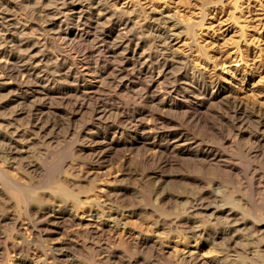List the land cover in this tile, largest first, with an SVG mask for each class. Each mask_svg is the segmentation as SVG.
<instances>
[{
	"label": "bare ground",
	"instance_id": "1",
	"mask_svg": "<svg viewBox=\"0 0 264 264\" xmlns=\"http://www.w3.org/2000/svg\"><path fill=\"white\" fill-rule=\"evenodd\" d=\"M193 2L205 19L212 2ZM237 3L231 0L235 9ZM133 17L110 0H0V204L16 209L0 213V226L12 225V235L0 231L1 264H86L72 255L82 250L96 252L100 264H158L166 257L180 264H264V168H253V161L264 164L262 112L239 102L219 78L195 72L189 59L167 54L168 20L146 13ZM173 24L177 35L190 39L202 26ZM198 50L209 60L203 47ZM56 102L62 109L53 107ZM213 110L232 140L208 120ZM112 111L117 122L108 120ZM178 114L216 132L219 147V139L205 144L184 128ZM60 116L65 131L58 127ZM233 144L245 147L251 164L246 171L224 149ZM139 148L145 149L143 161L162 167L189 160L235 185L248 177L259 197L253 202L263 211L254 215L238 198L224 204V195L220 204L216 190V196L186 200L183 215L176 217L165 211L168 197L162 195L157 213L164 218L136 224L138 210L116 205L126 190L123 168L116 171L112 158L119 149ZM35 150L50 162L29 161ZM67 156L82 160L60 164ZM129 158L124 155L122 165ZM141 171L142 183L167 180L160 171ZM36 178L42 179L37 185ZM23 207L34 217H22ZM220 243L223 250L217 251ZM122 245L149 251L152 259L126 260Z\"/></svg>",
	"mask_w": 264,
	"mask_h": 264
},
{
	"label": "rangeland",
	"instance_id": "2",
	"mask_svg": "<svg viewBox=\"0 0 264 264\" xmlns=\"http://www.w3.org/2000/svg\"><path fill=\"white\" fill-rule=\"evenodd\" d=\"M110 1L111 4L114 5V7H116V9H118L119 11H123L128 15L134 16L133 17L134 19L135 17L136 19H140L137 18V16H139L141 13H146L152 18V20L160 17H163L165 20H168L169 22L166 24L167 26L165 25L163 29V33L168 34V38L166 40L167 54L169 55L174 54V55H178L181 58L189 59L191 65H193L192 67L194 71L203 72L205 76L210 80H215L219 78L222 84L224 85V87L226 88V90L230 94H232L234 98L236 97V99L239 102L248 105L249 107L255 109L257 112H262L264 116V0H237L238 3L236 9L234 8L233 4H231V0H221V2L216 4L214 3V0H208L211 1L212 3H209L208 5L205 6V10H204V13L206 15L205 19H202V12H200L199 6L196 5L197 2L195 3L193 2V0H110ZM177 20L182 22V25L201 22L202 26L201 28L196 30L195 37L193 39L192 38L190 39L189 36L183 33L177 35L176 26L173 24ZM241 32L244 33L245 35L244 37L241 35ZM198 46H201L206 50L209 56V60L205 61L203 59L201 53L198 50ZM54 105L53 107L57 109H62L63 107L58 105L57 102L54 103ZM219 106L220 105H216L215 112L216 110L218 112L220 111L219 110L220 108L218 109ZM112 113H110L111 115L109 114L110 116L108 115V120L110 122H117V119H115L116 111H114L113 115ZM62 117L61 116L58 117L57 124L59 121L58 124V127L60 128L59 130L63 131L64 129L65 131L64 117L63 118ZM174 117H177L175 118L176 121H179V123L182 124L184 128L188 129L192 134H195V136L199 137L200 140H202L203 137L204 139L203 142H206L205 144L210 143L212 145L219 139V137L215 135L216 132H211V130H209L208 128L206 129L202 123H200L199 125L198 124L194 125L195 123H191L186 116L184 117V115H180V114ZM208 120L209 121L211 120L210 123H214L212 125H215L217 128L220 126L221 127L220 129H222L223 127L225 134L224 136H226L225 138H227V132L229 131L228 130L229 127L226 126L227 124H225L223 121H218L219 119L216 120L214 110L212 113H209ZM217 124L219 126H217ZM78 125L79 123L77 124V127ZM227 139L232 140L229 133ZM219 142L220 139L215 143V145L217 144L216 147H219L218 146ZM224 149L228 154L234 155L235 162L239 163L238 165H240V168L242 166V168L245 169L246 171V168L248 166H251V164L244 157L245 147L243 145H239V144H235V145L233 144L232 146L226 145L224 146ZM124 150L125 149H121V150L119 149L118 151H115L112 158V163L115 169L118 168L116 169V171L123 168L121 169L120 172L122 174L120 176L122 180L120 178L119 180L121 181L124 180V181L123 183L119 182V184L122 183L121 184L122 188L125 186L124 190H126V195L122 196L124 198L122 197L121 199L119 198L120 201L118 200V203L116 205H119V207L128 206L129 209L131 207V209L134 208L138 210L139 215L135 217V221L137 222L136 224L140 223L142 220H146V219L148 220V218H150L149 219L150 221L151 219H153L152 220L153 223L159 220V218L162 216L160 214L161 211L159 210L160 209L159 207L161 208L164 207L165 211H167L168 213H174L176 217H178L179 214L180 216H182L184 212L183 203L185 204L187 201H189L190 198H199L201 196L207 197V195L209 196V193L210 195L216 196L215 194L216 190H218L217 194H221V197L220 195H217L219 198L217 202H219L221 198L223 200L225 196L226 197L230 196L228 197L230 198L229 202L228 199L225 197L224 199L225 201L223 200L222 202L221 200L220 204L221 202L224 204L225 203L229 204L230 201L235 202L234 200H237L238 198L239 201H243L245 203V205L242 204L241 207L244 206L243 208L246 209L248 208V210L254 209L256 211L254 212L252 210L251 213H253L254 215L258 213L257 216H259V214H261V212L263 211V208L260 205V203L255 201L256 200L255 196L257 197V199L259 197L257 196L256 192L253 193L254 191L253 189H250L251 184L250 181H248V177L243 176V178H240L241 186L236 184L237 186H240V191H238L239 189L236 187L235 184L225 180H221L218 177H216L217 174L215 171L214 172L212 171V168L209 169L203 168L204 169L203 171L201 166L189 160H180L179 162L175 161L171 165L162 167L156 161H148V162L143 161L142 159L145 154V149L143 148L136 149L133 152L130 151V153H128L129 151L127 150L124 151ZM38 154L39 153L37 150L32 152L30 154L31 159H29V161H34L39 164L42 163V165H47L50 162V159L47 158L45 155L43 154L38 155ZM124 155L130 156V158L126 163H124L125 165H122V162L120 161H122ZM75 157L72 158L70 156H67L66 157L67 160L63 158L60 164L61 163L63 164V162L68 164L69 163L76 164L77 160L80 159V157L77 156L76 159ZM81 160L82 159L78 160V162H81ZM72 161H76V162H72ZM261 167L264 168V164H262L259 161H253V168L259 169ZM146 169H148L150 172L154 171L158 173L160 171L159 174L167 176V180L163 184L157 186L155 184L156 182L142 183L140 180H138L139 179L138 172L141 170H142L141 173L143 171L148 172V170ZM243 169L242 171H244ZM134 172L136 174H134ZM214 173L216 174V176ZM190 174L192 175V178L190 177ZM48 175L49 174L47 173V176ZM193 177L195 179H193ZM41 180L42 179L36 178L34 184L37 185L38 183L41 182ZM187 180L188 183H186ZM138 181H140L141 184ZM83 185L87 187L89 186L88 183L87 184L83 183ZM243 192L248 193V195L250 196L248 195L246 196V193L244 194ZM178 193L182 194V197H180L181 195L180 194L178 195ZM240 194L243 196V198L246 197L247 200L248 199L249 200L248 201L245 200L246 198L243 199L242 196H239ZM162 195L169 198L166 199L168 200L169 206L168 204L162 205L163 207L160 206L161 204L158 202V200L162 197ZM222 195H224V197ZM170 196L173 197L171 198ZM177 197H180V199H177V201H179L180 203L176 202L175 198ZM251 197L252 199H250ZM123 199L125 200V202H123L124 201ZM253 199H255L254 202L258 204H255L253 202ZM208 200L209 203L212 202L211 203L212 206L216 205L215 203H217L213 198ZM169 201L171 202L169 203ZM250 201L252 205H250L251 204ZM47 202L49 203L50 201ZM253 205L254 207L258 205L259 206L257 208H252ZM4 206L5 205L0 204V213H6V212L9 213L16 210V209L13 210L12 207H10L9 205L5 207ZM143 206L144 209L142 208ZM165 206L166 207L168 206V208L166 209ZM157 207L159 208L158 213H157ZM259 207H261V209ZM21 211L23 214L22 217H26V218L34 217V213H29V214L26 213V209H24V207L22 208ZM175 212L177 213V215ZM157 215H159V217H157ZM169 215L167 216L171 217L172 219L169 217L168 218L172 221L175 216L174 215L171 216V214ZM162 217L164 218V216ZM170 220L167 219L168 222H170ZM10 228H12L11 224L3 225V226L1 225L0 231L5 235H8L11 234L10 232L12 229ZM166 231H169V229L167 228ZM79 239L81 241L83 239L84 241L85 236L84 237L82 236V238L80 237ZM222 247L223 246L220 243L215 248L217 251H221L223 250ZM121 252L124 253L126 260H128V258L130 257H141L147 260H149L150 258L152 259L151 257L152 255L150 254L149 251H143L142 253L140 250L129 251V249L124 245L121 246ZM73 254H75L78 259L80 258L81 260H83L86 264L88 263L100 264L99 263L100 261H97L100 260V256L96 252H92V250L90 251L82 250L77 253L72 252V255ZM231 254L234 253L232 252ZM167 259L168 257L164 259H160V261H158L157 263L180 264L176 260H171V259L167 260ZM243 262L244 263L242 264H254V263L258 264L257 261H249V262L243 261Z\"/></svg>",
	"mask_w": 264,
	"mask_h": 264
}]
</instances>
